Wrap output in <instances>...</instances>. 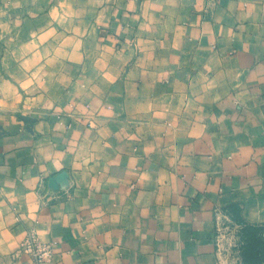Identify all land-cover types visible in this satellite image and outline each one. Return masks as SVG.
<instances>
[{
	"label": "crops",
	"instance_id": "obj_1",
	"mask_svg": "<svg viewBox=\"0 0 264 264\" xmlns=\"http://www.w3.org/2000/svg\"><path fill=\"white\" fill-rule=\"evenodd\" d=\"M0 130V264H264V0H0Z\"/></svg>",
	"mask_w": 264,
	"mask_h": 264
},
{
	"label": "built area",
	"instance_id": "obj_2",
	"mask_svg": "<svg viewBox=\"0 0 264 264\" xmlns=\"http://www.w3.org/2000/svg\"><path fill=\"white\" fill-rule=\"evenodd\" d=\"M22 249L29 253L35 264L47 262L52 257V247L49 242H43L29 232L21 243Z\"/></svg>",
	"mask_w": 264,
	"mask_h": 264
},
{
	"label": "water",
	"instance_id": "obj_3",
	"mask_svg": "<svg viewBox=\"0 0 264 264\" xmlns=\"http://www.w3.org/2000/svg\"><path fill=\"white\" fill-rule=\"evenodd\" d=\"M21 118L25 121L28 122L29 126L32 124L33 122V118L32 117H29V116H25V115H21ZM31 130V129H30ZM0 134H1V130H0Z\"/></svg>",
	"mask_w": 264,
	"mask_h": 264
}]
</instances>
